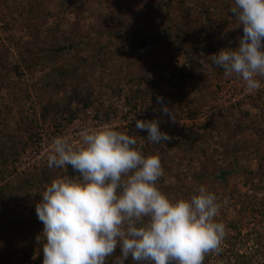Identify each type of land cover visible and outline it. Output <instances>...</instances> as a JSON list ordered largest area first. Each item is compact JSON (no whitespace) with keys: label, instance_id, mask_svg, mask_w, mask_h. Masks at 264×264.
Masks as SVG:
<instances>
[{"label":"rangeland","instance_id":"1","mask_svg":"<svg viewBox=\"0 0 264 264\" xmlns=\"http://www.w3.org/2000/svg\"><path fill=\"white\" fill-rule=\"evenodd\" d=\"M179 2L189 27L169 0H0V264H42L39 192L71 176L50 169L47 153L57 136L78 142L83 128L103 126L160 157L157 186L169 197L202 184L216 194L226 236L203 264H264V78L249 91L208 58L243 35L231 1ZM149 32L162 39L131 46ZM140 119H159L171 138L149 142Z\"/></svg>","mask_w":264,"mask_h":264},{"label":"clouds","instance_id":"2","mask_svg":"<svg viewBox=\"0 0 264 264\" xmlns=\"http://www.w3.org/2000/svg\"><path fill=\"white\" fill-rule=\"evenodd\" d=\"M230 13L243 26L238 46L208 56L226 76L235 75L249 91L264 78V0H233ZM159 111L176 115L163 97ZM159 119L136 121L147 140L165 143ZM50 169L71 167L75 176L53 179L36 204L43 224L36 237L42 264H203L219 252L226 225L217 219L221 205L200 185L190 197L173 199L157 182L163 175L158 155L145 154L134 135L111 126L83 128L78 142L57 136L47 153ZM43 237V238H42ZM119 252L117 253V250Z\"/></svg>","mask_w":264,"mask_h":264},{"label":"trees","instance_id":"3","mask_svg":"<svg viewBox=\"0 0 264 264\" xmlns=\"http://www.w3.org/2000/svg\"><path fill=\"white\" fill-rule=\"evenodd\" d=\"M231 1V3L229 4L228 8L230 10V7L232 6L233 4V0H229ZM164 4H167L168 5V1L165 2ZM169 4H172V5H179L181 4V6H179V9L182 10V13H183V16L185 17L186 19V23H185V26L186 27H189V19L191 18V13H189L186 9H185V5H184V2H179V0H169ZM232 15V14H231ZM209 19L211 17H208ZM189 34V33H188ZM191 37H194V35L192 34H189ZM180 37V35H178ZM237 38H238V34H237ZM162 38L161 36H159L158 34L154 33V32H149V34H146L144 36H139V37H131V46L133 48H145L147 46H150V45H153L155 42H158L160 41ZM198 47L200 48H206V45H204V42L203 43H200L198 45ZM133 50V49H132ZM200 65H201V61H199ZM155 85L158 86V88L160 87V83H156ZM52 108L50 109H47V111L44 112V117L48 116L51 112H52ZM68 172L71 174V176H74L76 175V173L73 172V170L71 169L70 166H68Z\"/></svg>","mask_w":264,"mask_h":264},{"label":"built area","instance_id":"4","mask_svg":"<svg viewBox=\"0 0 264 264\" xmlns=\"http://www.w3.org/2000/svg\"><path fill=\"white\" fill-rule=\"evenodd\" d=\"M147 49H148V47H147ZM222 93V95L224 94L225 95V93L224 92H221ZM43 146H45V143L44 142H42L41 143ZM45 151H47V148H46V150ZM45 151L43 152V153H45ZM37 159H39V158H37ZM36 160H33V162H35Z\"/></svg>","mask_w":264,"mask_h":264}]
</instances>
